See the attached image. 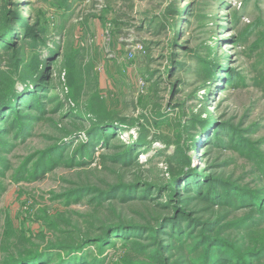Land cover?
<instances>
[{"label":"rangeland","instance_id":"obj_1","mask_svg":"<svg viewBox=\"0 0 264 264\" xmlns=\"http://www.w3.org/2000/svg\"><path fill=\"white\" fill-rule=\"evenodd\" d=\"M1 3V25L7 13H17L47 42V47L41 43L32 47V39H20V68L13 66L14 53L6 55L2 50L0 71L6 77L15 74V79H19L23 74L29 77L39 66L47 77L40 82L41 92L36 96L39 99L27 97L26 104L14 107L16 111L21 109L15 116H29L27 132L18 133L20 130L15 129L19 119L12 116L15 112L7 113L5 109L0 113V264L12 262L10 257L23 249L47 248L59 231L70 232L74 223L86 230L85 219L94 221L97 227L98 222L109 225L120 218L133 220L137 226L152 224L154 212L165 209L168 200L175 202L179 210L184 208L182 211L191 214L193 220L221 219L206 232L213 231L214 239H229L233 231L228 225L246 219L249 209L208 211L203 203L186 200L184 192L179 196L184 201L181 205L176 195L182 190L178 185H166L173 178L168 164L173 162L170 158L177 157L175 151L181 145L201 175L238 182L247 190H264V178L251 177L252 166L242 157L241 148L210 151L214 129H204L212 117L210 123L225 126L218 129L217 140L226 136V142H235L226 126L236 137L252 143L264 138V0ZM255 23L258 26L250 29ZM21 33L19 30L17 36ZM174 39L179 52L172 47ZM210 63L215 69L213 82L208 81L204 66ZM230 75L235 78L231 77L232 84L224 91L225 85L219 81L228 82ZM239 77L245 79L240 82ZM18 88L23 92L21 82ZM32 102L34 106L28 107ZM101 108L108 115L115 112L127 118L129 124L109 136L108 148L98 144L103 140L99 135L88 158L77 155L80 159L75 165L73 156L88 142V132ZM191 136L194 145L190 147ZM140 138H146L147 145H137L128 156L127 147L136 145ZM55 149L58 151L53 156L43 158ZM122 155L126 159H121ZM80 162L87 165L78 166ZM37 164L47 169L52 166L38 181L31 177ZM119 184L135 186V193L131 197L128 191L100 195ZM75 192L81 193L70 202L79 204L63 206L69 199L62 197ZM251 216L258 218L256 213ZM178 222L188 226L183 234L193 229V234L199 236L187 247L177 241L178 233L168 227H158L150 233L138 229L126 231L138 239L137 252L130 254L121 245L123 242H118L117 248L104 250L102 255L98 248L90 247V259L96 257L99 264L103 260L102 264L208 262L204 255L207 245L200 247L204 232L195 223L185 225L184 219ZM48 226H54L55 232ZM167 232L174 235L173 239ZM24 233H29V241ZM236 234L231 242L235 238L245 246L253 242L264 244V225L253 236L241 239ZM51 264H56L55 259ZM257 264H264V260Z\"/></svg>","mask_w":264,"mask_h":264},{"label":"trees","instance_id":"obj_2","mask_svg":"<svg viewBox=\"0 0 264 264\" xmlns=\"http://www.w3.org/2000/svg\"><path fill=\"white\" fill-rule=\"evenodd\" d=\"M8 1L9 0H0V2H3L1 4H6L8 3ZM53 1H56L57 3L59 1L63 5H65L67 2V0ZM259 1L261 0H256V2ZM175 13H177V16H180L178 14V11L175 10ZM233 22L237 24V19H234ZM256 26H258V23H255V25L252 26L250 29H255ZM250 29L248 30L249 32ZM19 30L22 33L17 36V32ZM23 32H26L24 36H22ZM13 37H15V40ZM22 38L32 39V41L34 42V44H32V47H37V45L40 43L44 47H47V42L44 39L42 40L39 35H37L33 32V30L30 29V24L27 20H25V18H23L17 13H7L3 19V25L0 24V51H5L4 54L6 55H8V53L10 52L14 53L16 61L13 66L16 69L22 63V60L19 58V52L21 50V47L18 46V42H20V39ZM172 47H176L175 50L179 52L180 49L175 39L172 43ZM16 65L18 66L16 67ZM204 66L206 68V73L208 74V81L213 82L215 69L213 68L211 63ZM229 74L230 73H227L228 76ZM23 75L25 76V74ZM15 76L16 75L14 74V76L6 77L4 75V71H0V113H3L5 109L7 113L15 112L14 114H12V116L19 119H17V126L14 127L15 129L20 130L18 133H22L27 132L26 125L28 124V121L26 120L27 118H29V116L17 117L15 115L20 114L21 109L19 108L22 104H26V102H28L27 97L38 98L36 96H39V93L41 92L40 82H42V80L44 81L45 77H47V74L44 71H41L39 66H37L36 71H32V74L29 77L23 76L19 79H15ZM231 77L235 78L230 75V78H228V82H225V79H222L221 82L219 81L220 85H225V87L223 88L224 91L229 89V86H231ZM238 79L241 82V80H244L245 78L239 77ZM19 82L23 84V92H19L18 90ZM237 88L239 87L234 86V89ZM37 100H35V102ZM35 102H32L30 105H28V107L32 108ZM15 106L19 107L17 111L14 110ZM37 106L40 105L37 104ZM37 109H39V107H37ZM100 113H96L95 115V118L97 120L94 123V126L90 128L88 132V142L82 144V151L73 156V159L75 160V165H77V160L80 159L76 158L77 155H84V157L88 158V151L92 148L91 146L93 142L98 141L99 135H101V139L103 138V140L99 141L98 144L102 145V148H108L109 136L111 134L113 135V133L115 134L120 126H126L129 124L126 120L127 118L118 116V113L114 112V115H112V113L108 112L110 114L108 115L107 113L103 112V108L100 109ZM0 118H2L1 115ZM211 119L212 117H209V123L204 125V129H206L208 126L210 130L214 129V131H212L211 133L214 138L209 144V150L212 151L215 148L219 150H226L240 147V153L242 157L246 159V161L252 166L253 173H251V177L258 176L259 179L262 180L264 178V138L259 140L257 143H252L249 140H243V137H236L235 132L231 130L229 126H226L228 127L227 129H230V132L232 133V138L233 136L235 137L233 138L235 142H226V136L221 140H217V138H220L218 137L220 131L224 129L225 126L217 125L215 122L210 123ZM195 120L197 122V118H195ZM190 125L191 124H188V128ZM257 126L258 124L254 125V127L252 128L255 129V127ZM253 129L250 134L256 133L259 130V128L254 131ZM189 134L193 135L191 131H189ZM146 141V138H140L138 139L136 145H130L129 147H127L128 156L135 150L137 145H143L142 148H145V146L147 145ZM243 142H246V144L244 143L245 145H243ZM227 144L233 145V148L227 147ZM191 145H194V139H192V136L190 147ZM58 149L48 151V153L44 154L43 158H47V156H53L58 151ZM175 153L177 154V157L175 156L170 158L169 161L173 160V162L172 164H168L170 172L171 174H173V178L172 181L167 182L166 185H168L169 187H174V185H178L179 190H182V193H178L176 195L181 205L184 204V201L183 199H180L179 196L184 192L186 193V200L198 201L200 203H203V205H206L209 208L208 211L212 209L223 212L226 211L228 208H232L233 210L249 209L250 213L247 214L248 217L246 219L240 221V223L239 221H232L230 222L228 227L229 230L233 231V233H237L236 237H241V239L249 235H255L254 232L264 225V190H247L244 187L240 186L238 182L227 183L225 180L214 178L211 175H201V170L198 171V169L193 168L191 158L187 157V154L181 150V145H178V149L177 151H175ZM125 157L126 155L120 156L121 159H126ZM39 165L40 164H37V169L35 170L34 174L31 175V177L36 181L44 178V175H46V173L50 172V170L52 169V166H49L47 169ZM82 165H87V162H80L78 164V166ZM125 165H127V162L125 163ZM25 172H22L21 174H24ZM84 189L85 188L82 189V192H84ZM135 189L136 188L133 185L127 186L119 184L112 187L107 193L101 192L100 195H118L124 191H128L126 193H129L128 197H131V194L135 193ZM222 190H225L226 192L222 193ZM77 193L80 194L81 192ZM77 193H71L69 196L62 197V199H69L66 203L63 204V206L68 207L79 204L78 202H70L71 199L77 195ZM138 198L142 199L143 197ZM174 203L175 202L171 203L168 200L167 204L164 205L166 206L165 209L157 208L158 212H154L155 217H152V219H154L152 224H145L143 226H137L136 224H134L133 220L129 222L125 218H120L117 220L118 222H114L109 225L106 223L101 224L98 222L100 226L97 227V224H94V221H88L85 219L86 230H84L80 226V224L74 223L73 227L69 228L70 232L64 233L62 231H59L55 240L50 241L47 248L40 249L41 246L33 245L35 248L37 247V250L34 249L32 251H27L23 249L22 252L17 253V255L14 254L15 256L12 255L10 257L12 259V262H5V264H51V261L53 259H55L56 264H99V260L96 257H93L92 260L90 259V255H92V253L89 252L90 247L94 246L98 248L100 254L102 255V251L117 248V243L123 242L121 245H124L123 247L126 248L127 251H129L131 254L133 251L137 252L139 249L136 248V243H138V239L133 238L131 235L127 234L126 231H133L139 229L138 231L144 230L146 231V233H150L155 231V229L158 227H162L163 230H168L165 229V227L174 230V233H178L179 235L177 241L179 240V242L183 244V247H187L189 243H191L193 240L196 239V237L199 236H197V234H193V229H190L187 233L183 234V232L187 230L188 226H182V224L178 222L179 219H184L186 223L185 225H188L191 222L192 224L195 223L197 227H200L199 230L204 232V234H202L204 237L202 238V244H200V247L207 245L206 250L204 251V255L208 257V262L205 260L203 264H257L264 260V244L253 242L251 246H245L242 241L238 242L235 240V238H233L235 242H231L230 238H232V232L229 235V239H214L213 236L215 233L213 231L206 232V229H211L210 227L212 225L215 226L216 224H218L221 219L213 222H201L200 220H193L191 218V214H187V211H182L184 208H182V210H179ZM93 210L97 209L94 208ZM254 213H256L258 218L251 216ZM154 224L156 225L154 226ZM48 227L55 232L54 226ZM167 234H169V236H171L173 239V234L169 232H167ZM22 235L23 233H21L20 237H22ZM24 236H27V241H29L31 238L29 237V233H24ZM23 239L25 238L22 237L20 240ZM130 239H132L131 242H128ZM259 244L260 248L257 249ZM196 245H199V243ZM229 253L231 255H229ZM16 261H18L19 263ZM103 262L104 260L101 261V264ZM189 262L190 264L197 263H194L190 260Z\"/></svg>","mask_w":264,"mask_h":264}]
</instances>
